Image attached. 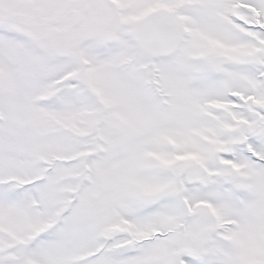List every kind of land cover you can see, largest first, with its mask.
<instances>
[{
    "label": "snow or ice",
    "instance_id": "obj_1",
    "mask_svg": "<svg viewBox=\"0 0 264 264\" xmlns=\"http://www.w3.org/2000/svg\"><path fill=\"white\" fill-rule=\"evenodd\" d=\"M0 264H264V0H0Z\"/></svg>",
    "mask_w": 264,
    "mask_h": 264
}]
</instances>
